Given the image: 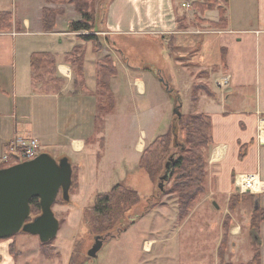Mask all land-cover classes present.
<instances>
[{"label":"crops","instance_id":"1","mask_svg":"<svg viewBox=\"0 0 264 264\" xmlns=\"http://www.w3.org/2000/svg\"><path fill=\"white\" fill-rule=\"evenodd\" d=\"M189 1L199 3V0H100L97 2L99 7L96 8L93 17L95 34L100 40L104 39L107 47L110 46L114 49L110 50L112 51L116 74L111 77L109 84L110 92L115 100V107L118 106V95H123V92H127L129 95L130 89L135 87L138 95L143 98L137 100L136 97H133V108L137 109L138 113L139 108L147 110L149 105L144 99L147 96L148 82L153 81V72L144 69V67H147L144 66L145 64H152L146 61L145 57L139 59V61L134 58L132 61L128 58L129 60L126 63L116 59L115 54L121 52L118 43L119 38H125V36L131 38H126L128 39L127 44L123 43L121 46L134 44L146 46L150 43L160 45L163 48L165 46L155 43L158 40L153 37L174 35L173 37L176 38L175 44L169 42L170 49L166 48L167 54L173 58L175 67L178 69L176 72L178 77L177 86L179 84L180 89L177 88V93H175L172 87V92L176 94L177 98H180V93L187 98L191 96L190 85L194 83L196 77L191 71L188 72L187 66L183 61H179L177 54L172 55L170 53L172 50L175 53L176 47L183 46L182 40L185 39L184 37H193L197 42L195 49L197 51L202 49L203 52L207 49V57L214 59L213 64L218 66L216 71L212 73L214 83L223 76H229L228 88L232 81L234 82V88L254 84L264 85V0H227L226 2L221 0L222 7L204 9V13H211V17L203 15V19L209 20L212 25L208 26V28L211 27V30L209 29L207 32L215 33L206 34L202 37L201 42L200 40L197 41L201 36L193 33L198 29H190L192 30L190 31L186 29V26L178 28L177 18L181 17L184 24L189 25L190 22L193 23V21H190L191 19L197 17V15L200 16L199 11L195 8L192 7V10H189L185 8L188 6H183L190 4ZM4 3H6L4 0H0V12H11L12 21L10 28L0 30V158L7 145L13 140L29 137L37 139L46 148L58 150L59 156L65 153L64 155L69 157H79L86 151L85 146L88 137L95 136L93 133L98 132H100L99 136L104 137L105 133L104 122L107 116L102 115L101 122H98L101 112L99 107L101 94L96 92L98 89L96 84L97 60L95 59L102 52L94 47L92 41L85 42L80 39L81 34L85 32L68 31L69 10L76 12L74 14L75 19L80 20L73 4L63 5L65 13L57 15L55 27L50 31H44L41 22L42 9L44 7L59 6L47 3L46 0H38L34 4L32 12L21 11L18 13L16 9L10 11ZM220 9L224 10L225 15L222 27L218 25ZM187 33L189 35H186ZM217 33H228L233 34V36L229 41H227L228 38L216 41V38L210 35H217ZM205 42L207 44H204ZM77 45H81L84 51L83 77L87 90L83 91L81 89L77 90L76 84H74L76 73L74 75L73 65L65 59V54ZM114 46H117L116 49ZM218 47H220V54L217 51ZM231 49L234 53L230 51ZM34 52H49L55 56L56 77L61 79L59 85L54 86L49 83L48 85L52 88L48 90H41L38 89V86H33V71L30 60ZM221 53L222 57L220 56ZM208 58H206V61ZM223 59H225L224 63ZM220 60L222 61L221 64L219 63ZM119 69L124 73L122 82L124 90L117 83L119 82ZM184 78L186 80H183ZM184 84L189 85L186 94L183 92L182 85ZM214 92L217 99L220 97L225 102L221 118L225 119L227 123L226 115L229 114L231 108L227 106L226 100L229 99L231 94L230 92H222L219 95L216 91ZM261 94L260 90L257 89L255 98L249 99L253 107L246 108L243 111L240 108L238 113L235 114L234 124L237 130L233 131L230 136H218L215 131L214 119L211 118L213 142L205 150V189L208 196L206 194L203 201L208 200L215 194L225 196L221 232L218 238L213 239L211 253L209 254V256L213 255L214 264H220L218 248L224 234L225 216L229 215L230 217L225 256H231L235 252L234 249L238 248L239 242L235 240H238L236 237L243 230L242 223L236 218V210L231 211L228 207L231 193L237 192L234 182L236 176L253 172L258 173L264 179V143L259 142L256 137L258 127L264 126L260 121L264 119V99H261ZM141 100L142 102H140ZM244 104L246 106V101ZM115 107H113V110ZM97 126L101 127V131L97 130ZM149 142L137 137L134 148L138 161L145 149V144ZM102 143L104 147L106 136ZM241 146H244L243 150ZM240 150L242 156H239ZM257 194H259L257 203L264 209V191L257 192ZM193 214L191 212L187 216L188 218L186 217L187 220ZM250 216L251 214L248 215V219L244 217L243 222L245 225H250ZM187 220L177 225L176 231H180ZM176 221H178L177 215ZM259 236L261 240L259 245L260 264H264V220L259 223ZM12 239L11 237L0 240V264H44L42 261H37L39 260L37 257L42 255L39 253L38 241L32 249L34 252L24 254L22 250L16 248ZM11 245H13L14 250H11ZM252 257L244 262L228 259L224 260V263L247 264ZM43 259L48 260L47 257Z\"/></svg>","mask_w":264,"mask_h":264},{"label":"rangeland","instance_id":"2","mask_svg":"<svg viewBox=\"0 0 264 264\" xmlns=\"http://www.w3.org/2000/svg\"><path fill=\"white\" fill-rule=\"evenodd\" d=\"M4 1L6 2L4 3L5 6H7L10 11L16 9L17 12L20 13L21 11L32 12L34 4L37 3L38 0ZM99 1L100 0H87V8L89 10L91 9L93 17L96 8L99 7V4H97ZM189 2L191 3L182 5L188 6L185 8L189 10H192V7L195 8L199 11L198 13L200 16L197 15V17L195 16L194 19H191L190 21H193V23L190 22L189 25L184 24L181 17L177 18L179 22L178 28L180 29L186 26V29L189 30L198 29L193 33L194 35L197 34L201 36L200 39L197 40L201 42L203 39L202 37L206 34L215 33L207 32L209 29L211 30V27L208 28V26L212 25L209 20L203 19V15L211 17V13H204V10H201L197 3H193L192 1ZM47 3H53L59 6L53 8L55 10H62L63 13H65L63 5L69 2L47 0ZM199 3L207 5V9L223 6L221 0H199ZM75 13L76 12L69 10L68 14L70 15V21L76 20ZM77 13L80 17L79 19H81L79 12ZM56 17L57 16H55V22ZM67 29L69 31L68 26ZM216 29L212 30L219 31ZM199 30L201 32H198ZM186 35L189 34L187 33ZM159 36L153 38L158 40L155 43L164 45L165 47L163 48L160 45L150 43L146 46L139 44L121 46L123 43L127 44L128 39L126 38L131 37L125 36V38H119L118 43L121 52L115 54L117 57L116 59L126 63L129 59L133 61L134 58L139 61V59L145 57L146 61L155 65L156 69L160 71L165 83L170 85L169 89L173 87L174 92L177 93V88L180 89L179 84L177 86L178 77L176 72L178 69L175 67L173 58L167 54L166 48L168 47L170 49L169 44L171 43L174 45L176 38L173 37L174 35L170 36V34L167 36ZM210 36L216 38V41H221L225 38H228L227 41H229L232 39L233 34L217 33V35L211 34ZM184 38L185 39L182 40V45L184 46L182 47L184 49L182 47H176L175 53L174 50L170 51V53L172 55L177 54V56H179V61H183L187 66L188 72L191 71L196 75L193 84H196V93L198 97H200L198 102L195 103L192 100L193 84L190 85L191 88L189 89L191 96L187 98L180 93V98H177L176 94L174 92H169L164 84L159 81V77L151 70L150 71L153 72V81L151 80L148 82L146 92L148 97L145 96L146 98L144 100L149 106L147 110L144 109L146 110L145 112H142L144 110L139 108L140 111L138 113V110L133 108V97H136L137 100L143 98L138 95L135 87L130 89L129 95L127 92H123L124 96L122 94L118 95L117 107H115V100L113 101L112 107H109L105 99L107 97L106 94L104 92L101 94L100 91H96L101 94L99 97L100 102L107 103L104 107L106 112L111 111L104 115V117L107 116L104 122V137L106 136V144L104 147L102 143L104 137L99 136L100 132L96 134L93 133L95 136L88 137L85 146L86 151L79 157H69L64 155L65 153L59 156L58 150L46 148L39 142L38 152L48 153L57 161L59 158L66 156L72 167L75 168L72 172V187L69 189V200H63L61 193H59L52 207L55 216L59 220L60 228L55 239L51 240L48 245L50 257H48V260H44L43 258H45V255L41 253L38 237L25 232H19L12 236V240H14L17 249L22 250L24 254L34 252L32 249L35 247L34 245H37L36 242L38 241L39 253L44 256H38L37 259L39 258V260L37 261H42L44 264H68L71 256L74 257V264H214L215 260L212 258L213 255L209 256V254L211 253L210 249L212 248L213 239L218 238L221 232V223L225 209V196L222 194H215L208 200L203 201L204 196L195 205V209L192 211L194 214L188 220L187 217L182 221H176L177 199L175 195L162 193L157 186V182L150 181L148 175L138 165L139 161L137 160L138 157L134 148V143L137 137H141L146 142H151L158 135L167 132L170 125L176 123V114L173 112V109L178 104L180 105L178 110L182 115L199 112L211 115V118L214 119L215 122V131L217 135L220 137L230 136L233 131L237 130L234 124L236 120L235 114L238 113L240 108H242L243 111L246 108L253 107L249 99L255 98L257 89L262 93L261 99H264V85L260 86L254 84L234 88L233 81L229 88V84L225 87L217 85L214 83V75L212 73L216 71L218 66L213 64L215 62L214 59L207 57V49L205 52H203L202 49L201 51H197V49H195L197 45L196 40L193 39V37ZM105 43L104 39L100 40V38L94 41V47H98L97 45H99V50L102 52L100 55L98 54V56H96L95 60H112V51L110 49H114L110 46H108V48ZM204 44H207V42ZM116 47L117 46H114L115 49ZM217 49L220 54V47ZM230 51L234 53L232 49ZM74 55L75 53L72 56ZM220 56L222 57V53ZM206 58H208L207 61ZM224 62L225 59H223V63ZM219 63L221 64L222 61L220 60ZM144 66L147 65L145 64ZM144 69H146V67H144ZM73 72L75 75V65H73ZM119 73V82L117 83L120 84L119 87L123 89L122 82L124 80V73H122L121 69H119ZM49 80V76H44L43 82L38 84V89L48 90L52 88L48 85L49 83L51 85ZM183 80H186V78ZM182 87L185 93L188 91L189 85L184 84ZM204 88L209 90L210 95L204 92ZM213 90L219 95L222 92H230L231 94L229 99L226 100L227 106L231 108L229 114L226 115L228 119L227 123L225 119L221 118L224 112L225 102L221 100L220 97L217 99V95L215 97V92ZM133 94H135V96H133ZM245 101L247 103L246 106L244 104ZM140 102H142V100ZM107 106L109 109H107ZM113 107H115L114 110ZM260 121H262L263 125L264 119ZM168 125L169 127H167ZM261 127L262 126L258 127L256 134L259 142ZM97 130L101 131V127L99 126ZM175 134L176 140L181 139V132L178 126L176 127ZM17 140L18 139L9 143L5 152L2 153L0 168L11 166L16 164V160H20L15 157V153L19 150V147L11 150L12 144H14V142L17 143ZM149 143L145 144V148ZM176 149V146H172V150ZM163 172L164 167L161 170V173ZM169 183L168 181L166 185H169ZM117 184L135 191L141 197V201L134 206L127 215L133 216L134 214L142 212L144 207L148 205L147 203H149V207L154 204L155 207L142 215L135 216L133 223L128 225L126 230L123 231L122 228L114 229L108 236L102 234L105 238L103 244L96 256L90 258L87 255V251L93 245L96 233L91 231L86 222V218L89 214L88 208L92 204L93 197L96 193L109 192ZM233 193L242 194L239 192L238 188L237 192ZM153 194L155 197L150 198ZM249 194H251L248 195L250 199L241 201L235 207L236 218L242 223L243 229L241 234L236 237L238 240H235L239 242L238 248L234 249L235 252H233L231 256H225L224 254V256H222L223 263L225 262L224 260L228 259L244 262L252 257L253 251L250 247L252 238L250 225H245L243 221L244 217L248 219V215L251 214L256 204H258L259 194ZM149 198L150 200H148ZM32 218L33 214L30 213L29 220ZM185 220L187 221L181 230L176 231L177 225L183 223ZM117 232H119V234ZM228 235L229 233H227L226 241Z\"/></svg>","mask_w":264,"mask_h":264},{"label":"trees","instance_id":"3","mask_svg":"<svg viewBox=\"0 0 264 264\" xmlns=\"http://www.w3.org/2000/svg\"><path fill=\"white\" fill-rule=\"evenodd\" d=\"M47 1V0H46ZM55 1V0H51ZM59 2L72 3L77 12H79L81 19L70 21L68 23L69 31L86 33L81 34L80 39L82 41H96L97 35L95 34V28L93 26V14L91 9L87 8V0H56ZM226 2L227 0H222ZM201 10L207 9V5L204 3H197ZM202 6V7H201ZM205 6V7H203ZM220 18L218 25L223 26L225 21L224 10L220 9ZM57 14H63L62 10H55L52 7H44L42 9L41 22L44 31H50L55 27V16ZM12 14L11 12H0V30L8 29L11 27ZM98 47L95 48L98 50ZM75 53L74 56H72ZM65 59L72 65H75L76 78L74 84H76L77 90H87L84 85L83 77V63H84V51L81 45L75 46L70 52L65 54ZM31 69L33 71L32 84L37 87L39 83L43 82L44 76L50 77L52 85L57 86L61 79L55 76V56L49 52H34L31 55ZM96 84L97 89L101 94H106V101L109 107H112L114 98L110 92V79L116 74L115 66L111 59L98 60L96 62ZM147 70L153 71L159 78H163V75L152 64H147ZM164 79V78H163ZM167 84V83H166ZM170 85L168 84V88ZM204 92L210 95L209 90L203 89ZM171 87V92H172ZM192 100L196 103L198 101V95L196 93V84L193 85ZM107 103H101L100 116L98 122H101V116L105 115L106 109L104 108ZM107 106V109H109ZM105 112V113H103ZM97 122V125L99 124ZM179 127L181 132V139L176 140V127ZM99 127V126H97ZM212 122L210 115L199 112L180 115H176V123H172L167 132L158 135L154 138L149 145L142 152L138 165L149 176L152 182L159 184V177L163 174L161 170L165 163L173 156L174 162L170 170V176L164 183V187L160 190L162 193L173 194L177 199V219L178 221L184 220L193 210L195 205L205 196V180H206V152L205 150L212 144ZM172 146H176V150H172ZM242 150L244 146H241ZM239 156H242L240 150ZM167 158V159H166ZM166 159V160H165ZM165 160V161H164ZM164 161V162H163ZM163 162V166H162ZM75 169L72 167V170ZM169 185H166L167 182ZM72 187V183H71ZM70 187V188H71ZM159 188V187H158ZM249 193L236 194L232 193L228 201V207L233 211L235 207L244 200L250 199ZM62 196V194H61ZM155 195H151L150 198H154ZM150 198L148 200H150ZM64 200V199H63ZM141 201V197L135 191L129 190L122 185H115L109 192L96 193L93 197L92 204L88 208V217L86 222L89 225L91 231L96 235H110L114 229L126 230L128 225L132 224L135 216L142 215L155 207L147 203L144 210L133 216L127 215L129 211ZM31 213L33 217L40 214V205L38 198H33L30 201ZM87 212V213H88ZM87 216V215H86ZM264 220V209L258 204L254 207L250 216V230H251V248L253 250V257L247 264H260V236H259V223ZM224 233L221 243L218 248V257L220 264H232L223 263L222 256L226 250V237L230 228V217L225 216L223 223ZM122 231V232H123ZM119 234V232H117ZM95 235V236H96ZM40 243L41 253L45 257H50L48 245L50 243ZM11 245V250H13ZM73 256L69 260L68 264H74Z\"/></svg>","mask_w":264,"mask_h":264},{"label":"water","instance_id":"4","mask_svg":"<svg viewBox=\"0 0 264 264\" xmlns=\"http://www.w3.org/2000/svg\"><path fill=\"white\" fill-rule=\"evenodd\" d=\"M159 79L171 92L164 79ZM179 106L174 109L177 116L181 115ZM173 162L172 156L165 163V170L159 177L160 190L169 179ZM72 172V165L66 156L57 161L45 152L29 161L0 168V240L19 232L35 235L41 243L55 239L60 224L52 207L59 193L64 200H69ZM33 198L39 200L40 214L29 220ZM104 239L102 235L94 237V243L87 251L90 258L96 256Z\"/></svg>","mask_w":264,"mask_h":264},{"label":"built area","instance_id":"5","mask_svg":"<svg viewBox=\"0 0 264 264\" xmlns=\"http://www.w3.org/2000/svg\"><path fill=\"white\" fill-rule=\"evenodd\" d=\"M230 77L225 76L217 79L216 84L219 86H227L229 84ZM259 139L260 142L264 143V126L261 127L260 130ZM18 142H14L11 146V150L15 149L16 147H19V150L15 153L16 161H25L30 160L37 156L39 154L38 147H39V141L35 138H25V139H18ZM13 152V151H12ZM6 159V158H4ZM15 161V162H16ZM260 184L262 186L261 190H253V187L251 188V185L254 183ZM235 186L238 188L240 193L243 192H262L264 191V179H262L258 173L248 172L239 174L235 178Z\"/></svg>","mask_w":264,"mask_h":264},{"label":"bare ground","instance_id":"6","mask_svg":"<svg viewBox=\"0 0 264 264\" xmlns=\"http://www.w3.org/2000/svg\"><path fill=\"white\" fill-rule=\"evenodd\" d=\"M253 187V190H261L262 189V186L260 184H257L256 182L254 183V186L253 184L251 185V188ZM257 193V192H255Z\"/></svg>","mask_w":264,"mask_h":264}]
</instances>
